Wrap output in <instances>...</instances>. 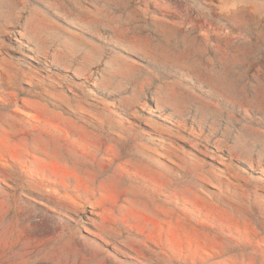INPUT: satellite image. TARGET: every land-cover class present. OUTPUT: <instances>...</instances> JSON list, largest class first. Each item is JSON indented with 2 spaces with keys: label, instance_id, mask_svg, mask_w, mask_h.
I'll list each match as a JSON object with an SVG mask.
<instances>
[{
  "label": "rangeland",
  "instance_id": "1",
  "mask_svg": "<svg viewBox=\"0 0 264 264\" xmlns=\"http://www.w3.org/2000/svg\"><path fill=\"white\" fill-rule=\"evenodd\" d=\"M0 264H264V0H0Z\"/></svg>",
  "mask_w": 264,
  "mask_h": 264
}]
</instances>
